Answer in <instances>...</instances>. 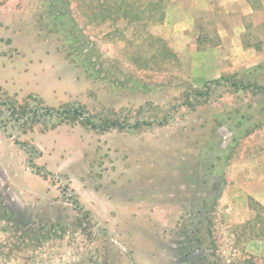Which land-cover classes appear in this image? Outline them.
<instances>
[{
	"label": "rangeland",
	"instance_id": "obj_1",
	"mask_svg": "<svg viewBox=\"0 0 264 264\" xmlns=\"http://www.w3.org/2000/svg\"><path fill=\"white\" fill-rule=\"evenodd\" d=\"M65 1L92 72L46 26V2ZM172 3L0 0V264H190L178 250L193 227L207 264L243 250L264 264V238L235 230L264 207V56L245 49L262 45L237 55L203 20L181 36ZM66 107L124 127L66 120Z\"/></svg>",
	"mask_w": 264,
	"mask_h": 264
},
{
	"label": "trees",
	"instance_id": "obj_2",
	"mask_svg": "<svg viewBox=\"0 0 264 264\" xmlns=\"http://www.w3.org/2000/svg\"><path fill=\"white\" fill-rule=\"evenodd\" d=\"M49 3L50 2H46V7H44V11H43V18L45 20L46 26L51 25L52 28L50 27L48 28L51 29L52 32L58 34V36L64 43L66 53L69 56V58L72 59L74 62L80 64L82 68H86L87 70H90L89 72H92L93 67L89 63L90 60L87 59V54H86V59L85 57L81 58V53L78 50V48L80 47L78 46L80 45L79 43L80 40L77 38V33H75L76 22L68 7V3L66 4L65 1L64 2L65 5H59V7H56L55 5ZM83 59H85V61H83ZM97 76H98V72L92 74V77H97ZM221 80H223V78L213 79L207 83L212 82L213 84L218 85L221 83ZM231 85L243 90L253 88L251 84L247 83V84L239 85L236 81H232ZM259 90L260 89H258V87H254L253 91L256 94L257 92H259ZM204 95H206L205 91L196 90L194 96L202 97ZM10 106H13L10 108L11 115L16 114V117H20V118L26 117V119L32 118L33 120H36L34 118H37L38 109L37 110L32 109L31 107H28L29 106L28 104L21 105L18 107V109L14 107L12 103H10ZM41 109L43 110V112L41 113L42 116H46V115L52 116L54 112V109L46 106L41 107ZM61 113H63V116L66 120L76 119L80 117L84 125L89 126L90 128L93 129L107 130L111 127H116V128L124 127V125L118 119H114V118H105V119L103 118L101 119L100 122H96L91 116H83L81 109L77 107L63 108ZM140 125L141 123L139 121H136L132 125V127L137 128ZM255 204L256 205L252 207L253 212L251 217L248 220H246L244 223L235 226V230L237 233L236 242L238 241V239H240L241 235L246 236L250 232L252 233V235H250L252 237L264 238V207L258 203ZM80 210L81 213L80 212L79 213L82 214V216L77 217V224L79 226H82L84 222L90 224L91 220L88 217V213L86 212L82 213V209ZM7 214L8 213L5 212L3 215L0 216L6 217ZM60 226L61 224L59 223V221L49 223L48 228L42 232L41 236L45 239L52 238V236L55 234V231L57 229H60ZM27 231H29V233L32 234L31 236H36L37 238L36 228L29 227ZM198 232H199V227H193V229L187 235L188 240L183 242V244L179 246L178 252L180 253L182 251L183 253L181 252L180 254H182L183 257L190 256L188 259L190 264H207V257L205 256V253L202 250L201 237L198 234ZM24 237L25 239L27 238L28 240L30 239L31 241L34 239L33 237H30L26 234L24 235ZM192 250L194 252L197 251L200 252L201 250L202 252H200L197 255H194L193 253L192 254L190 253V251ZM218 261L221 262V259L218 258ZM232 261L234 262V264H255V257L252 254L247 253L246 251L243 250L236 253V256Z\"/></svg>",
	"mask_w": 264,
	"mask_h": 264
},
{
	"label": "crops",
	"instance_id": "obj_3",
	"mask_svg": "<svg viewBox=\"0 0 264 264\" xmlns=\"http://www.w3.org/2000/svg\"><path fill=\"white\" fill-rule=\"evenodd\" d=\"M172 1H176L175 4L172 3L176 7L173 15L182 12L176 20H173L176 26L174 30L181 36L184 32L194 35L198 31L196 25L199 21H210L212 25L214 24L223 45L231 52L237 55L242 52L244 55L243 41L255 39L262 45V48L245 45L246 51L258 57L257 61L264 56V0ZM253 33H257V36H253ZM257 61L254 60L250 64H257Z\"/></svg>",
	"mask_w": 264,
	"mask_h": 264
}]
</instances>
